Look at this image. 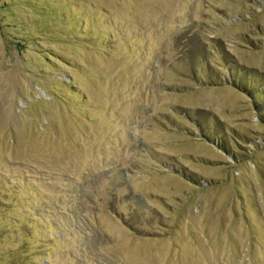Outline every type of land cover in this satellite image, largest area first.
Listing matches in <instances>:
<instances>
[{
  "label": "rangeland",
  "instance_id": "obj_1",
  "mask_svg": "<svg viewBox=\"0 0 264 264\" xmlns=\"http://www.w3.org/2000/svg\"><path fill=\"white\" fill-rule=\"evenodd\" d=\"M0 264H264V0H0Z\"/></svg>",
  "mask_w": 264,
  "mask_h": 264
}]
</instances>
